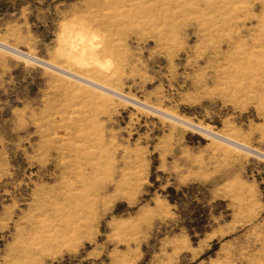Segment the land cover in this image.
Masks as SVG:
<instances>
[{
  "label": "rangeland",
  "instance_id": "1",
  "mask_svg": "<svg viewBox=\"0 0 264 264\" xmlns=\"http://www.w3.org/2000/svg\"><path fill=\"white\" fill-rule=\"evenodd\" d=\"M0 264H264V0H0Z\"/></svg>",
  "mask_w": 264,
  "mask_h": 264
},
{
  "label": "bare ground",
  "instance_id": "2",
  "mask_svg": "<svg viewBox=\"0 0 264 264\" xmlns=\"http://www.w3.org/2000/svg\"><path fill=\"white\" fill-rule=\"evenodd\" d=\"M65 33H67V32H65ZM71 34V33H70ZM74 34V33H73ZM74 36V35H73ZM75 37V36H74ZM79 38V37H78ZM68 40V39H67ZM70 40V39H69ZM65 43H66V41H64ZM68 43L70 42V46H69V44L67 45V44H65L64 43V45H67V47H70V50H75V49H79L83 44H81V42L79 43V41H77V42H74V40L71 42V41H67ZM63 45V46H64ZM63 49V48H62ZM65 49V48H64ZM68 49V48H67Z\"/></svg>",
  "mask_w": 264,
  "mask_h": 264
}]
</instances>
